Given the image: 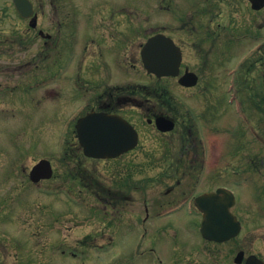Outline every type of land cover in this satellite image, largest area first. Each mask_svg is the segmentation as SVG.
<instances>
[{"label": "rangeland", "instance_id": "obj_1", "mask_svg": "<svg viewBox=\"0 0 264 264\" xmlns=\"http://www.w3.org/2000/svg\"><path fill=\"white\" fill-rule=\"evenodd\" d=\"M1 1L0 27L10 28L15 21L10 13L13 10L6 7L8 0ZM105 4V0H62L61 10L76 12L88 26H95L88 16L106 11ZM246 6L244 2L246 12L236 17L238 26L251 23V27L257 23L259 26L255 25L245 35L249 34V38L264 35V10L252 13ZM125 8L141 12L142 31L139 35H131L125 49L115 46L120 55L126 57V60L123 58L125 65H122L121 78L116 76L118 64L112 63L113 53L108 52L109 66H105L103 60L95 59L91 63L90 59H84V64L74 70L78 82L91 75L96 80L101 77L107 83L118 80L124 86L155 83L156 79L146 72L139 59L135 67L127 60L136 53L138 58L140 43L143 44L154 32L156 25L165 26L167 13L160 9L152 13L157 8L153 9L150 0L126 2ZM81 42L87 43L85 38ZM253 43L249 40L230 41L223 46V52L229 55L222 57L225 58L222 63L213 60V64L205 66H196L197 60L190 50V68L200 71L201 75L199 85L194 88L182 87L177 79L162 80L177 102L178 108L172 110L189 117L187 122L179 117V125L174 132L168 135L158 133L142 117L141 109L128 106L125 114L142 131L140 146L131 154L136 157L134 161L81 158V164L78 161L66 164L69 158L64 153L65 136L68 134L67 139L75 137L72 132L74 122L71 124L68 118L86 111L89 97L93 98L101 89L97 84L89 82L86 86L90 89L79 88L69 100V95L65 94L70 91L68 72L66 81H63L66 92H63L62 105L60 99L51 102L55 110L61 106L68 110L62 108L56 113L51 111L53 107H48L46 114L43 109L32 111L29 104L22 109L25 107L22 98L0 97V156H4L0 158V164L8 156L15 161L11 163L15 166L11 175L0 174V264H236L234 257L240 249L264 259V148L244 129L235 107L227 100L229 73L236 66V59L239 61L250 54L240 70L237 87L243 100L238 98L236 106L247 110L249 107L251 122L264 132V114L259 108L264 106L261 76L264 63L256 62L262 52L255 54L251 50V47L255 48ZM76 49L83 59V47L77 44ZM90 49L92 52L93 45ZM249 68H253L252 72H248ZM10 106L19 107L21 111L16 109L18 112L12 115L6 111ZM13 124L25 127L24 136L19 134L18 140L16 132H6V135L2 130ZM188 128L198 143L201 139L206 142L208 154H212L217 145V153L222 156L218 162L221 165L219 176L215 180L212 176L215 163L198 174L200 179L195 183L198 190L228 184L239 194L232 210L242 220L243 228L229 241L205 240L200 235L199 225L191 224L192 217L193 220L200 218L196 211L190 216L183 210L163 219L159 213L168 205L167 202L161 206L155 204L162 198L171 201L181 196L180 187L168 197L162 194L176 177L166 176L164 169L167 163L161 160L163 156L180 154L184 142L181 134L186 138ZM18 144L27 154L17 148ZM72 152L75 153L76 149ZM43 157L53 162L52 178L33 183L29 176L20 173L23 164L29 173L34 163ZM18 159L21 161L16 162ZM145 203L151 212L146 223L142 222L146 214ZM181 215H184L182 219ZM178 219L183 222L177 223ZM172 220L173 225L170 224ZM150 248L155 249L154 252ZM73 252L76 256H72Z\"/></svg>", "mask_w": 264, "mask_h": 264}, {"label": "flooded vegetation", "instance_id": "obj_2", "mask_svg": "<svg viewBox=\"0 0 264 264\" xmlns=\"http://www.w3.org/2000/svg\"><path fill=\"white\" fill-rule=\"evenodd\" d=\"M33 6L32 11H28V16H23L14 4L15 0L8 1L12 10L10 13L14 15V22L10 28L0 27V97L1 98H22V102L26 109L29 104V109L38 111L40 109L45 111L48 107H53V110L60 111L62 106L55 110V106L51 102L65 98L63 92H66L67 73L69 90L65 94L71 95L79 88H87L89 82L94 85L97 84L100 90H97L96 96L89 97L87 103L88 113L90 111L107 113L109 115H121L129 120L139 132L141 137L142 131L130 117L125 114L128 106L137 107L142 110V114L147 123L153 126L154 130L163 135H168L171 132H161L157 130L155 125V117L158 115H166L178 123L180 116H177V111H163L157 105L163 101L164 94L165 100L170 105L175 104L173 94L170 91L165 93L159 92L156 83L150 90H143L140 83H134L128 86L122 84L123 82L107 83L99 77L97 80L91 75H86L78 82L77 75L74 70H78V66L84 64V59H90L91 63L95 59L104 61L105 66L107 60L110 58L107 53H113L111 60L112 63L118 64L117 77L122 76V65H125L123 58L126 60L125 55H120L115 46L125 49L127 41L131 40V35H139L141 33V13L137 10L126 11V1L137 2L139 0H105L104 12H95L94 15L88 16L91 24L95 26H88L86 21H83L82 16H78L76 12L62 11V0H30ZM154 3L156 8L164 10L167 13L166 27L153 28L154 33L159 31L165 32L172 37L175 42L182 48L183 51V71L191 67L188 63V57L191 56L188 52H194L192 57H195L197 62L196 66H205L209 63L213 64V60L222 63L223 56L227 57L229 54L223 52V46H226L230 41H241L249 39V34L245 33L251 29L246 24L238 26V14L242 16L244 11V2L250 3L251 0H150ZM112 2L114 4H112ZM258 4V0H255ZM157 4V5H156ZM243 4V6H242ZM53 9H50V8ZM260 9L259 11L263 10ZM111 10V11H110ZM158 12L152 11V13ZM253 12V11H252ZM2 13V9H1ZM241 24V23H240ZM251 24V23H249ZM50 25V26H48ZM127 25V27H126ZM94 30V31H92ZM83 33V36L81 34ZM85 36V37H84ZM86 39L87 43L81 41ZM252 38V37H250ZM77 44L84 49L83 59L78 54L76 49ZM84 44V45H83ZM93 45L91 52L90 46ZM140 48L142 43H140ZM98 50L99 53H96ZM263 50V51H262ZM260 51L262 54L258 57V63H264V44L261 46ZM141 49L138 54L130 55L128 62H131L133 67L138 66V59L141 61ZM221 56V58H220ZM98 57V58H97ZM195 66V67H196ZM85 67V66H84ZM69 68H72L71 70ZM69 69V70H68ZM200 72V71H199ZM198 72V73H199ZM200 74V73H199ZM104 82V83H103ZM81 84V85H80ZM85 85V86H84ZM193 88V87H187ZM161 98V99H160ZM48 100V104L46 103ZM50 105V106H49ZM15 110L14 106H10ZM21 110V108L16 107ZM140 110V111H141ZM181 119L189 120V117L181 116ZM152 120V121H151ZM190 129V128H188ZM20 130L25 134L24 127L21 126ZM175 131V130H174ZM173 131V132H174ZM184 140L181 153L179 155L163 156L167 165L164 169L166 176L169 178L176 177L162 194L168 197L173 193L176 188L181 190V196L177 199L169 201V199H159L155 202L158 206L168 204L162 210L173 211L180 213L187 209L189 211L196 210L197 216L202 218L195 198L197 195L212 191L215 188H203L198 190L195 183L199 181L198 174L204 172L209 165L214 164V173L212 176H219L221 162V154L218 152L217 145L212 149V154H208L206 142L200 140L199 143L194 139L191 129ZM23 134V136H24ZM192 137V138H190ZM140 146V141L134 149L128 150L115 158H108L102 160H119V161H134L135 155L131 156ZM216 153V154H214ZM4 156H0L3 158ZM18 157V156H17ZM139 157V155H138ZM87 158V157H86ZM155 159V156H152ZM24 161V159H22ZM21 159L16 160L20 162ZM160 161V160H157ZM15 161L9 156L5 161L0 164V174L9 176L11 175L13 166L11 163ZM252 168V166H250ZM253 171V170H252ZM28 176L26 165H22L21 172ZM180 174V177H177ZM218 174V175H217ZM163 175V173H162ZM165 178V177H163ZM189 179V181H186ZM183 182H187L183 185ZM183 185V186H180ZM187 186V187H186ZM183 193H186L182 195ZM169 201V202H168ZM146 216L143 221L147 222L150 219L149 206L146 203ZM175 212V213H176ZM185 212V211H184ZM186 214V213H185ZM168 215H173L169 213ZM181 219L184 215L179 216ZM165 216H163V219ZM193 218V217H192ZM192 220L191 224L197 227L201 224L202 219ZM176 221L177 223H182ZM173 225V220L170 222ZM181 225V224H180ZM178 225V226H180Z\"/></svg>", "mask_w": 264, "mask_h": 264}, {"label": "water", "instance_id": "obj_3", "mask_svg": "<svg viewBox=\"0 0 264 264\" xmlns=\"http://www.w3.org/2000/svg\"><path fill=\"white\" fill-rule=\"evenodd\" d=\"M18 9L27 11L25 4L16 0ZM144 66L149 72L157 76L178 75L182 61L181 49L173 40L162 34L150 37L142 48ZM198 76L187 72L180 78L184 85H194ZM156 124L162 131L174 128L173 120L158 116ZM77 133L84 153L91 157H113L134 147L138 140L137 131L123 117L107 113H89L78 119ZM53 175V167L48 159H41L30 172V178L38 182ZM203 211L201 232L210 240L225 241L238 235L242 225L238 217L231 211L235 203L232 193L220 188L217 192H210L196 199ZM245 252L239 251L235 257L237 263H242ZM244 264H264V261L255 254L247 257Z\"/></svg>", "mask_w": 264, "mask_h": 264}, {"label": "trees", "instance_id": "obj_4", "mask_svg": "<svg viewBox=\"0 0 264 264\" xmlns=\"http://www.w3.org/2000/svg\"><path fill=\"white\" fill-rule=\"evenodd\" d=\"M68 142H69V140H68ZM72 154H74V153L72 152V149H71L70 145L67 144L65 155L72 156ZM66 164H69V162H66Z\"/></svg>", "mask_w": 264, "mask_h": 264}]
</instances>
